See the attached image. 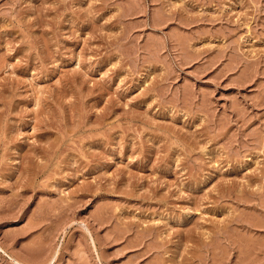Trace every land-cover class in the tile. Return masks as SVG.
<instances>
[{"label": "rangeland", "instance_id": "rangeland-1", "mask_svg": "<svg viewBox=\"0 0 264 264\" xmlns=\"http://www.w3.org/2000/svg\"><path fill=\"white\" fill-rule=\"evenodd\" d=\"M0 264H264V0H0Z\"/></svg>", "mask_w": 264, "mask_h": 264}]
</instances>
